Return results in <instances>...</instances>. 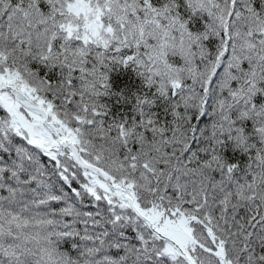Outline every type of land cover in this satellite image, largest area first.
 <instances>
[{
    "label": "snow or ice",
    "instance_id": "1",
    "mask_svg": "<svg viewBox=\"0 0 264 264\" xmlns=\"http://www.w3.org/2000/svg\"><path fill=\"white\" fill-rule=\"evenodd\" d=\"M0 264H264V0H0Z\"/></svg>",
    "mask_w": 264,
    "mask_h": 264
}]
</instances>
